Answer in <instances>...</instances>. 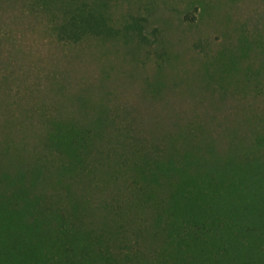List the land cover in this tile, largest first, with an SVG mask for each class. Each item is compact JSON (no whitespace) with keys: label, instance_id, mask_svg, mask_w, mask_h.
I'll use <instances>...</instances> for the list:
<instances>
[{"label":"trees","instance_id":"obj_1","mask_svg":"<svg viewBox=\"0 0 264 264\" xmlns=\"http://www.w3.org/2000/svg\"><path fill=\"white\" fill-rule=\"evenodd\" d=\"M0 264H264V0H0Z\"/></svg>","mask_w":264,"mask_h":264}]
</instances>
